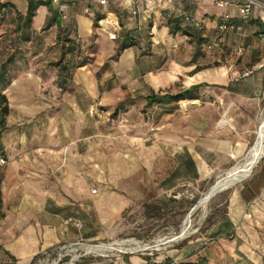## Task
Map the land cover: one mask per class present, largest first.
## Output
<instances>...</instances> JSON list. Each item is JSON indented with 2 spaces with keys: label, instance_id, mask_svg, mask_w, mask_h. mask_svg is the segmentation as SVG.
Segmentation results:
<instances>
[{
  "label": "crops",
  "instance_id": "1",
  "mask_svg": "<svg viewBox=\"0 0 264 264\" xmlns=\"http://www.w3.org/2000/svg\"><path fill=\"white\" fill-rule=\"evenodd\" d=\"M217 1L227 4L219 6ZM261 1L264 3V0ZM8 2L16 5L22 17L25 15L27 0ZM81 2L86 4L85 7H89L87 3H93L89 7L90 12L84 13L86 15L81 14L79 7L76 9L75 2L65 4L64 14L51 2L41 5L32 18L33 26H43L51 21L52 12H56L59 25H51L55 35L59 29H63L69 38L77 37L84 41L93 33V19L98 20L103 17L101 15H113L116 23L110 26L113 33H108L110 39L119 38L121 46H124L131 41V33L136 35L134 44L120 50L118 57L122 66L128 67L131 74L152 75L151 85L158 88L169 81L175 83L181 69L194 73L188 78V84L164 94H175L197 85V74L200 72L194 69L200 63H194V55L191 54L186 66L176 62L170 65L167 62L162 65L150 64L147 56L142 55L147 48L150 47L154 52L164 49L172 53L179 46L186 45L187 39L196 45L200 37H214L209 47L220 50L224 57L233 53V48H242L239 55H242V61L248 63L249 69L241 79L234 78V69L228 73L227 66L208 67V77L224 90L228 98L226 100L234 101L233 106L231 102L227 105L220 120L226 119L232 124L228 116L232 109L236 118L247 117L248 121L243 128L249 129L250 114L254 111L264 84V16L257 8L243 15L238 9L237 0H101V4L98 0ZM133 7L139 9L135 18L130 13ZM185 16H189L191 22H186ZM66 21L77 29H65ZM223 21L229 27L227 31L219 32L217 26ZM194 22L199 23L202 30L196 29ZM188 25L190 30L186 29ZM172 26L187 30L191 36L180 31L172 33ZM150 55L154 54L150 52ZM136 59L142 60L141 64L136 65ZM77 72L81 82L70 88H59L60 99L49 101L55 103V115L49 118L48 133L39 138L32 151L23 149L21 152L15 146V137L9 135L6 138L12 143L8 145L10 163L0 184V261L3 264H34L38 256L53 246L70 241L97 240L103 235L98 228L100 225L110 223L131 203L143 199L135 188V174L129 173L130 165L127 162L109 159L104 166L96 159L90 161L91 153H97L102 146L92 142V133L89 132V101L107 103L120 97L115 94L117 89L103 87L86 64L79 65ZM152 94L164 95L150 91L143 98L146 104H151L147 102V97ZM234 107L239 108L238 111ZM163 134L162 140L149 148L143 146L142 142L137 145L143 151L148 170L158 168L159 165L154 166L153 160L159 158L160 171L167 174V166L163 162L171 159L172 183L168 187L170 185L169 188L173 189L184 180L186 167L190 166L199 173L196 159L201 161V157L196 155L198 158H195L186 149L181 134L168 131ZM232 156L235 157L234 154ZM201 162L209 167L216 166L205 159ZM92 187L96 188V192H91ZM225 208L224 219L206 229V237L197 239V242L194 240L191 244L155 255L137 252L107 258L85 257L75 264H181L195 263L202 259H206L207 264L221 263L219 261L227 264L237 248L264 253V154L246 176L232 185ZM67 217L79 220L81 226L64 224Z\"/></svg>",
  "mask_w": 264,
  "mask_h": 264
},
{
  "label": "rangeland",
  "instance_id": "2",
  "mask_svg": "<svg viewBox=\"0 0 264 264\" xmlns=\"http://www.w3.org/2000/svg\"><path fill=\"white\" fill-rule=\"evenodd\" d=\"M81 1L62 2H75L76 9L79 7L81 14H84L86 4ZM98 2L102 3L101 0ZM16 4L19 6V3ZM87 5L91 8L93 3ZM21 16L15 4H10L0 12V93L4 94L8 107L5 126L0 129V158L4 160H0L2 180L11 159L9 146L12 142H8L6 138L9 135L15 137V146L19 151H32L39 138L48 133L49 118L55 115V103L49 101L60 99L59 88H70L81 82L77 71L79 65L85 63L103 87L117 89L115 94L120 97L107 103L89 101V132L92 133V142L102 146L97 153H91L90 161L96 159L104 166L109 159L127 162L130 165L129 173L135 174V188L143 198L131 203L118 218L100 225L98 228L103 235L97 240L86 242L98 244L130 239L153 245L156 240L162 239L158 248L140 251L155 255L206 237V229L224 219L226 200L232 186L214 194L204 208L199 206L200 198L217 178L244 161L257 140L259 120L264 108L263 84L260 98L250 114L249 129L243 128L248 121L247 117L236 118L232 109L228 116L233 125L229 120H220L227 105L234 101L226 100L228 98L224 90L209 80L208 67L227 66L228 73L234 69V78L241 79L249 69L248 63L242 61V55L233 51L226 57L222 56L223 52L209 47L214 37H201L205 41L196 45L187 39L186 45L179 46L172 53H167L164 49L154 52L150 47L147 48L142 55L147 56L148 62L154 65L176 62L186 66L189 56L193 54L194 63H200L197 66L202 68L198 70L200 73L197 76L203 84L198 88V99L194 101L146 104L143 98L150 91L172 93L180 85L188 84V78L194 73L181 69L175 83L169 81L155 88L151 85L152 75L131 74L128 67L122 66L118 58L120 39H110L109 32L100 27L97 19H93V33L89 39L82 41L77 37L69 38L63 29H59L56 36L49 25L50 21L36 28L32 21L26 23ZM66 22L65 29H77ZM69 48H73V51H69ZM150 52L154 55H150ZM140 61L142 60L136 59V65L141 64ZM4 104L1 103L2 106ZM239 108L245 110L244 107ZM233 109L238 111L236 107ZM165 131L181 134L185 139L186 149L195 158L199 155L201 161L205 159L216 166L209 167L196 159L199 173L188 166L179 186L169 188L171 159L163 162L167 166V174L160 171L159 158L153 160L154 166L159 165L158 168L148 170L145 157L142 156L143 151L137 145L142 142L143 146L149 148L162 140ZM93 189L96 188H91L92 193ZM147 205L151 206L149 211ZM185 221L189 225L183 234ZM118 251L103 254L115 255ZM0 264L3 262L0 261ZM227 264H264V253L260 250L242 251L237 248Z\"/></svg>",
  "mask_w": 264,
  "mask_h": 264
},
{
  "label": "built area",
  "instance_id": "3",
  "mask_svg": "<svg viewBox=\"0 0 264 264\" xmlns=\"http://www.w3.org/2000/svg\"><path fill=\"white\" fill-rule=\"evenodd\" d=\"M64 0H51V3L53 5H56L58 8V11L62 14H64L65 11V4L62 2ZM151 1H156V0H150ZM238 3V9L240 11L241 14L246 15L248 14L253 8H257L259 13L262 14L264 16V3L261 0H237ZM217 4L219 6H224L227 4V2H223V1H217ZM90 12V8L89 7H85L84 8V13H89ZM131 16L133 18L137 17L139 14V9L137 7H133L130 11ZM186 22H191V19L189 16H185L184 17ZM98 23L100 25V27L109 32L110 35H113V33H111V29L110 26L116 23V18L113 15H105L101 18L98 19ZM195 28L196 29H201V25L197 22H194ZM229 25L226 21L221 22L220 24H218L217 29L220 32H225L228 29ZM138 29V27H136ZM134 39H136V35L135 33H131L130 34V40L134 41ZM233 51L236 54H241L242 53V48L240 47H236L233 48ZM0 160L4 161L2 158H0ZM96 190L93 189V192H95ZM64 224H73L75 227H80L81 226V222L79 220H76L72 217H67L64 219ZM128 240V239H125ZM137 242L139 244H144L142 243V241H138L136 240L134 244H128L126 243L125 245H127V247H131L132 246H138L139 244H137ZM99 244H103V243H98V244H94V243H88L84 240H78V241H70V242H64L61 243L59 245L53 246L50 249L46 250L45 252H43V254H41L40 256H38L35 260L34 264H75L76 262H78L80 259L85 258V257H111L114 254H109V253H105V254H98L95 252H91V251H87L85 249V246H97ZM140 251H147L144 248H130V249H126V250H119L118 253H116L115 255H123V254H128V253H137ZM147 253V252H145ZM67 257H69L67 259Z\"/></svg>",
  "mask_w": 264,
  "mask_h": 264
},
{
  "label": "bare ground",
  "instance_id": "4",
  "mask_svg": "<svg viewBox=\"0 0 264 264\" xmlns=\"http://www.w3.org/2000/svg\"><path fill=\"white\" fill-rule=\"evenodd\" d=\"M263 153H264V108H263L262 116L259 120L257 140H256L255 144L247 152V155H246L244 161L241 164L236 165L233 168H231L230 170H228L225 173V175L217 178L216 181L214 182V184L200 198L199 206L202 208H204L206 206L207 202L209 201V199L213 195V194L209 195L210 194L209 192L211 191V189H213V190L216 189V191L217 190L222 191L223 189L229 188L234 183L240 181L244 176H246L253 169V167L255 166L257 161L261 158ZM188 225H189L188 221H185L183 224V228H182L183 234L186 233V229H187ZM160 242H163L162 239L156 240L153 245H151L149 243L148 244L147 243L139 244L137 242V244H139L138 246H132L131 245V247H127V245H125L126 243H128V244H134L135 243V241L128 239V240H118V241H115L112 243H103V244H99L97 246H85V249L87 251L102 254L104 252H110L111 253V251L113 252L114 250L115 251L116 250H126V249H130V248H144V249H149L152 247L158 248Z\"/></svg>",
  "mask_w": 264,
  "mask_h": 264
},
{
  "label": "trees",
  "instance_id": "5",
  "mask_svg": "<svg viewBox=\"0 0 264 264\" xmlns=\"http://www.w3.org/2000/svg\"><path fill=\"white\" fill-rule=\"evenodd\" d=\"M10 4H9V2H0V12L3 11V9L5 7L10 6ZM41 5H47L46 1L45 0H27V9H26L25 15L23 16V19L26 23H30L32 21V18L34 17L37 8ZM54 23H57L59 25V22L57 21L56 12H52V18H51L49 25H53ZM186 29L190 30L191 28L188 25V27H186ZM170 31L172 33L180 31L184 35L191 36V34L189 32H187V30H182V29H179V28L173 27V26H172V28H170ZM201 41L204 42L205 40L200 37L199 39L196 40V43H200ZM133 44H134V42L130 41L128 44L121 46L120 50L124 49L125 47L131 46ZM69 51H73V48H69ZM80 65H85V63H82ZM200 69H202V68L197 66L194 69V71H198ZM201 85L202 84L193 85L190 88L185 89V90L180 91V92H177L175 94H164V95H160V96H158L156 94H152V95L147 97V102L148 103H152V102H159L160 103V102H164V101L178 102L180 100L198 99V88ZM2 102L5 103L3 106L1 105ZM7 114H8L7 101H6L4 94L0 93V129L4 128V126H5V116ZM0 152H1V147H0ZM0 184H1V175H0ZM1 202H2V198H1V189H0V208H1ZM146 208H148V211H149L151 206L147 205ZM181 264H207V260L202 259V260L195 262V263H181Z\"/></svg>",
  "mask_w": 264,
  "mask_h": 264
},
{
  "label": "water",
  "instance_id": "6",
  "mask_svg": "<svg viewBox=\"0 0 264 264\" xmlns=\"http://www.w3.org/2000/svg\"><path fill=\"white\" fill-rule=\"evenodd\" d=\"M217 192H218V190L216 191V189H214V190H213V189H211V191L209 192V193H210L209 195H211V194H213V195H214V194H216ZM213 195H212V196H213Z\"/></svg>",
  "mask_w": 264,
  "mask_h": 264
}]
</instances>
